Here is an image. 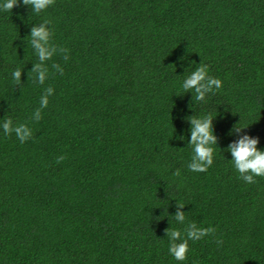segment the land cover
<instances>
[{"label":"trees","instance_id":"1","mask_svg":"<svg viewBox=\"0 0 264 264\" xmlns=\"http://www.w3.org/2000/svg\"><path fill=\"white\" fill-rule=\"evenodd\" d=\"M44 20L68 59L42 62L40 83L30 34ZM201 62L223 86L197 101L182 84ZM205 115L214 161L193 172L188 118ZM9 119L32 138L6 135ZM245 135L264 151V0L0 9V264H264V177L243 181L227 151ZM193 222L215 234L177 261L166 230Z\"/></svg>","mask_w":264,"mask_h":264},{"label":"clouds","instance_id":"2","mask_svg":"<svg viewBox=\"0 0 264 264\" xmlns=\"http://www.w3.org/2000/svg\"><path fill=\"white\" fill-rule=\"evenodd\" d=\"M21 3V0H4L0 3V9L3 11H12L14 6ZM55 0H22V4L25 6H31V11L39 14L46 10L49 6H52ZM52 22L50 20H44L37 26L32 27L30 34V43L33 48L36 49V54L39 57L41 63H37L35 68L30 74H38L40 83L45 81V73L47 69L43 67L42 62L51 60L55 53L59 52L64 54V59L67 60L66 48H57L52 42L53 30L49 27ZM61 75H63V69L56 65ZM13 78L16 83H19L21 75L20 69L13 72ZM222 80L209 75L208 65L201 62L199 67L195 71H192L189 76L183 81L182 87L184 91L194 90L195 100L204 101L205 96L208 93H214L216 90L222 88ZM54 89L48 87L46 89L47 95L41 98V107L46 108L49 103V95H52ZM36 119H41L39 110H37ZM191 125V141L190 146L193 149V155L191 163L188 168L193 172H206L208 168L213 164L215 148L217 144V138L212 131V119L211 115H205L200 118L190 117L188 118ZM245 127H240L236 124L232 132H239ZM4 133L6 135L15 133L21 143L26 142L32 138V129L26 124H19L12 127V121L6 120L3 124ZM229 133V135L232 134ZM184 139V137H180ZM258 140L250 138L245 135L238 142H234L229 145L227 151L231 153L232 162L235 169L238 171L240 178L246 183H255L254 177H264V151H260L257 148ZM65 159L64 156L57 158V163H61ZM179 175V171L175 173ZM183 204H178V209L183 208ZM175 220L184 224L185 213L177 211ZM167 235L169 237V253L177 261H184L187 259V253L189 252V241H198L205 236L214 235L216 229L212 227H198L196 223H189L184 227L183 231L179 229H168ZM219 245L222 241L217 240Z\"/></svg>","mask_w":264,"mask_h":264}]
</instances>
